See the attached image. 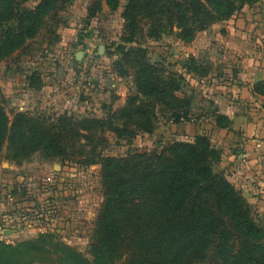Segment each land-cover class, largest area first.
<instances>
[{
    "label": "rangeland",
    "instance_id": "374dc122",
    "mask_svg": "<svg viewBox=\"0 0 264 264\" xmlns=\"http://www.w3.org/2000/svg\"><path fill=\"white\" fill-rule=\"evenodd\" d=\"M263 68L264 0L238 4L226 20L206 0L55 1L0 60L9 130L0 149V227L9 235L0 242L19 252L5 264H70V255L92 264L119 180L173 163L193 135L207 139L218 157L212 174L231 185L227 158L244 139L242 123L264 106L254 91ZM30 126L43 134L35 152ZM240 198L264 230L262 213ZM19 244L34 250L24 255ZM204 256L220 264L214 242Z\"/></svg>",
    "mask_w": 264,
    "mask_h": 264
},
{
    "label": "trees",
    "instance_id": "16d2710c",
    "mask_svg": "<svg viewBox=\"0 0 264 264\" xmlns=\"http://www.w3.org/2000/svg\"><path fill=\"white\" fill-rule=\"evenodd\" d=\"M28 1L0 0V60L33 36L57 0H39L32 10L23 8ZM259 1L206 3L216 20H226L238 4L251 6ZM262 86L257 84L254 91L264 94ZM8 132L0 109V149ZM28 132L30 151L35 152L43 134L34 126ZM142 154L145 151L131 153ZM217 158L205 137L193 135L176 146L173 163L159 170L151 166L133 169L128 180H119L116 197L105 203L97 223L92 264H114L119 249L124 251L123 264H209L204 252L212 242L220 264H264V230L254 222L237 191L212 174L209 160ZM18 246L25 249L24 255L34 250L32 245ZM9 249L0 242L1 264L19 253ZM69 260L70 264L86 263L72 255Z\"/></svg>",
    "mask_w": 264,
    "mask_h": 264
},
{
    "label": "crops",
    "instance_id": "0c3cea01",
    "mask_svg": "<svg viewBox=\"0 0 264 264\" xmlns=\"http://www.w3.org/2000/svg\"><path fill=\"white\" fill-rule=\"evenodd\" d=\"M261 78L264 79V68ZM255 112L254 121L242 123L244 139L234 146L238 148L236 154L227 158V179L239 195L264 216V106H259Z\"/></svg>",
    "mask_w": 264,
    "mask_h": 264
},
{
    "label": "built area",
    "instance_id": "2783aa9c",
    "mask_svg": "<svg viewBox=\"0 0 264 264\" xmlns=\"http://www.w3.org/2000/svg\"><path fill=\"white\" fill-rule=\"evenodd\" d=\"M5 229L4 228H1L0 227V240L2 239V238H5L6 236H5Z\"/></svg>",
    "mask_w": 264,
    "mask_h": 264
},
{
    "label": "water",
    "instance_id": "95a60500",
    "mask_svg": "<svg viewBox=\"0 0 264 264\" xmlns=\"http://www.w3.org/2000/svg\"><path fill=\"white\" fill-rule=\"evenodd\" d=\"M8 233H9L8 231H5V236H8L9 235Z\"/></svg>",
    "mask_w": 264,
    "mask_h": 264
}]
</instances>
